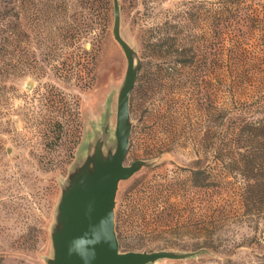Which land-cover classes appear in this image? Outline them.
<instances>
[{
	"label": "rangeland",
	"instance_id": "1",
	"mask_svg": "<svg viewBox=\"0 0 264 264\" xmlns=\"http://www.w3.org/2000/svg\"><path fill=\"white\" fill-rule=\"evenodd\" d=\"M116 1L139 61L123 164L152 163L118 183L119 250L196 251L199 239L158 235L150 218H126L127 206L142 185L167 195L158 184H170L171 202L192 196L199 112L264 99V0ZM112 18L111 0H0V264H44L59 184L106 110L113 124L125 59ZM218 235L208 254L155 264H264V222Z\"/></svg>",
	"mask_w": 264,
	"mask_h": 264
},
{
	"label": "trees",
	"instance_id": "2",
	"mask_svg": "<svg viewBox=\"0 0 264 264\" xmlns=\"http://www.w3.org/2000/svg\"><path fill=\"white\" fill-rule=\"evenodd\" d=\"M200 117L203 137L194 143L193 165L185 169L192 196L171 202L170 184H158L167 195L157 186L142 185L133 192L126 218L148 217L158 235L172 240L188 236L201 241L199 248H215L211 242L228 224L264 222V99L199 112ZM121 217L123 212L116 218L118 241L125 221Z\"/></svg>",
	"mask_w": 264,
	"mask_h": 264
},
{
	"label": "water",
	"instance_id": "3",
	"mask_svg": "<svg viewBox=\"0 0 264 264\" xmlns=\"http://www.w3.org/2000/svg\"><path fill=\"white\" fill-rule=\"evenodd\" d=\"M111 2V35L125 59L124 76L115 96L113 124L110 126L106 110L100 124L80 143L59 184L48 228L50 255L43 260L44 264H155L208 254L204 248L191 252L119 250L114 225L118 183L152 163L136 159L123 164L132 127L129 95L139 61L119 34V9L116 0Z\"/></svg>",
	"mask_w": 264,
	"mask_h": 264
}]
</instances>
